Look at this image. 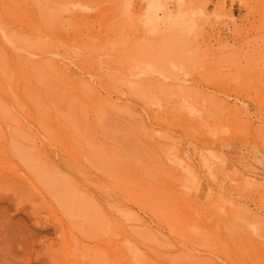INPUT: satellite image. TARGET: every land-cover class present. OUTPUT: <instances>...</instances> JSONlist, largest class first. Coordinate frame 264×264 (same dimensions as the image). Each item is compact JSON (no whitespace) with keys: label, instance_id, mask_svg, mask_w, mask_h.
<instances>
[{"label":"rangeland","instance_id":"1","mask_svg":"<svg viewBox=\"0 0 264 264\" xmlns=\"http://www.w3.org/2000/svg\"><path fill=\"white\" fill-rule=\"evenodd\" d=\"M147 3L0 0L1 69L65 67L102 98L41 71L25 98L0 89V199L62 223L75 264L123 255L108 218L146 264H264V0H161L152 27ZM132 171L151 200L126 191Z\"/></svg>","mask_w":264,"mask_h":264},{"label":"bare ground","instance_id":"2","mask_svg":"<svg viewBox=\"0 0 264 264\" xmlns=\"http://www.w3.org/2000/svg\"><path fill=\"white\" fill-rule=\"evenodd\" d=\"M142 8L146 9L145 24L148 27L158 24L161 18H168L167 12L161 9V0H148V3L144 4ZM159 10L162 12V17L159 16ZM40 71L53 80L57 75V77L60 79L62 78L63 81H68L71 88L75 89L78 93L79 96L76 97L81 98V96H84L88 100L102 105L100 90L85 79L72 82L70 74L65 67H16V70H10L9 67L0 68V89L10 95H14L13 97L17 95L16 91L19 89L21 96L25 98L27 97L26 88L28 89L30 82H32L31 77ZM117 83L125 85L128 88L130 87L134 91H137L139 88L137 83L129 81L127 78L123 79V81L117 80ZM61 84H63V82H59V85ZM183 109L186 113L197 116L194 111H190L191 108L187 110L183 107ZM229 113L233 114L230 116H234L235 118L240 114L239 111L237 112L231 109H229ZM215 161V156L210 154V159L207 161L208 166L215 164ZM179 171L180 170H178V172L173 170V173L181 174ZM129 181L130 186L126 189L129 194L136 193L143 203L146 197L151 200L152 197H149V194H151L153 187L147 183L142 177V174L133 171L130 172ZM153 191L156 194V191ZM153 197L155 196L153 195ZM212 199L219 202V199L215 197ZM212 203L213 202H211V204ZM214 205L216 204L213 203L212 206ZM214 208L216 212L220 214V206L217 205ZM222 211L228 214V211L225 209ZM116 214L126 224L128 221H131V215L124 213ZM108 220L111 228L115 225L114 229H118L116 227H118L117 225L119 224H115L110 218H108ZM136 226L143 227V224L140 222L137 223ZM63 228L64 225L60 222L57 224L50 223L46 219H41L35 216V214L28 213L27 210H15L12 200L0 199V264H75L69 260L71 248L74 249L77 246L74 244L75 237H71L73 243L68 241L69 238L66 234L62 236L60 242L57 241L58 235ZM105 228H107V226L103 223V229L105 230ZM111 228L106 231V235L109 238L116 236L117 241L120 242L116 244L125 252L122 251L123 255H121V253L118 254V260L113 264H144L145 262L139 259V254H135L131 247L132 244H136L133 240H135L134 232L137 230H129L125 227L120 230L111 231ZM81 236L82 239L86 241L93 240L94 238L101 241V239L106 237L103 236L100 238L96 236V231L87 230L86 228H83ZM53 244H56L58 247V252H55V254L50 251ZM101 246V251L105 254L103 251L109 246L106 245V241L104 244H101ZM124 256H127L128 260L122 261Z\"/></svg>","mask_w":264,"mask_h":264}]
</instances>
